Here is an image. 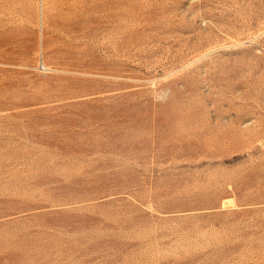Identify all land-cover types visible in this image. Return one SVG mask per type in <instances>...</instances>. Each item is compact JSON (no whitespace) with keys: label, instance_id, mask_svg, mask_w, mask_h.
<instances>
[{"label":"rangeland","instance_id":"374dc122","mask_svg":"<svg viewBox=\"0 0 264 264\" xmlns=\"http://www.w3.org/2000/svg\"><path fill=\"white\" fill-rule=\"evenodd\" d=\"M0 264H264V0H0Z\"/></svg>","mask_w":264,"mask_h":264}]
</instances>
